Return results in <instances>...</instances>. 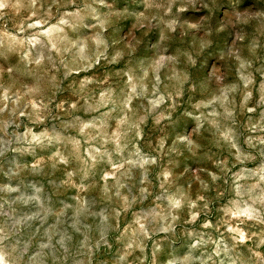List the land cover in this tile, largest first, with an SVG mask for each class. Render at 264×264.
Returning <instances> with one entry per match:
<instances>
[{"label":"clouds","instance_id":"1","mask_svg":"<svg viewBox=\"0 0 264 264\" xmlns=\"http://www.w3.org/2000/svg\"><path fill=\"white\" fill-rule=\"evenodd\" d=\"M0 264H264V0H0Z\"/></svg>","mask_w":264,"mask_h":264},{"label":"rangeland","instance_id":"2","mask_svg":"<svg viewBox=\"0 0 264 264\" xmlns=\"http://www.w3.org/2000/svg\"><path fill=\"white\" fill-rule=\"evenodd\" d=\"M70 150L72 151H82L85 155H87V146H83L81 147V145H78V144H73V145H70L69 146ZM104 181L101 180V183H103ZM71 191L73 193H75L76 191H78V189H71Z\"/></svg>","mask_w":264,"mask_h":264}]
</instances>
